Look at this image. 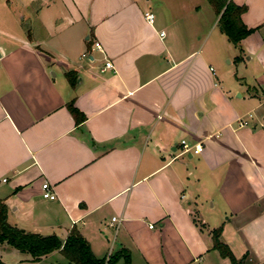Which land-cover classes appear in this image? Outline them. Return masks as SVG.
Wrapping results in <instances>:
<instances>
[{"label":"crops","instance_id":"1","mask_svg":"<svg viewBox=\"0 0 264 264\" xmlns=\"http://www.w3.org/2000/svg\"><path fill=\"white\" fill-rule=\"evenodd\" d=\"M230 1L254 30L241 61L207 0H0V200L12 226L62 242L77 228L99 259L231 264L212 249L222 227L237 259L264 263V0ZM183 140L202 152L179 156Z\"/></svg>","mask_w":264,"mask_h":264},{"label":"trees","instance_id":"2","mask_svg":"<svg viewBox=\"0 0 264 264\" xmlns=\"http://www.w3.org/2000/svg\"><path fill=\"white\" fill-rule=\"evenodd\" d=\"M207 1L214 9L216 15L219 16V26L223 34L240 52V56L236 60L241 61L243 58L242 41L254 31L249 29L242 21V15L247 11V7L239 6L230 0ZM66 77L70 85L75 87L76 73L69 72ZM67 108L77 125L82 124L86 120L85 115L76 108L74 101L68 103ZM200 229H203L202 225ZM222 233V227L211 232L213 239L212 249L218 251L221 257L228 259L231 264H244L246 256L242 259H237L229 245L222 241ZM5 244L20 253L30 255L33 263L41 261L54 252H60L70 264H117L120 261H123L122 264H131V255L127 250L113 253L108 263H106V258H97L92 251L90 243L77 228H73L66 241L62 242L56 235L42 236L12 226L8 221V206L4 201L0 200V246ZM0 264L3 263L0 262Z\"/></svg>","mask_w":264,"mask_h":264},{"label":"built area","instance_id":"3","mask_svg":"<svg viewBox=\"0 0 264 264\" xmlns=\"http://www.w3.org/2000/svg\"><path fill=\"white\" fill-rule=\"evenodd\" d=\"M144 19L149 24L153 25L155 20H156V16L153 12L147 11L144 13ZM161 36H164V33H161ZM93 48L95 50L103 51L102 45L99 42H95L93 44ZM108 69H114V65L112 64L111 61L107 60L102 71L105 72ZM244 126H246V123L240 122V127H244ZM202 150H203V148L201 145L191 146L187 141L183 140V141H181V149H180L179 156H185V155L191 154V153L197 155V154H200L202 152ZM5 181L6 180H4V182ZM42 188H43V192H44L43 193L44 199L51 200V201L56 200V198H57L56 192L50 183L45 182L43 184ZM121 221L122 220L117 218V217H114L112 219V222L117 224L116 226H114L116 228V230H118L119 224ZM150 227L153 228L154 226L151 225ZM112 255H113V253L111 252L106 256V263H108L110 261V258ZM260 264H264V263H260Z\"/></svg>","mask_w":264,"mask_h":264},{"label":"rangeland","instance_id":"4","mask_svg":"<svg viewBox=\"0 0 264 264\" xmlns=\"http://www.w3.org/2000/svg\"><path fill=\"white\" fill-rule=\"evenodd\" d=\"M212 237V236H211ZM213 240V239H212ZM25 258L30 259L31 256L25 253L16 252L12 247L3 245L0 247V262L5 263H17ZM24 264H70L63 256H56L40 263H31V261H25Z\"/></svg>","mask_w":264,"mask_h":264}]
</instances>
